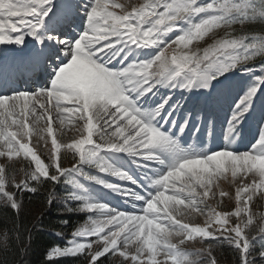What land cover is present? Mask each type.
<instances>
[{
    "label": "snow or ice",
    "instance_id": "6c2138e0",
    "mask_svg": "<svg viewBox=\"0 0 264 264\" xmlns=\"http://www.w3.org/2000/svg\"><path fill=\"white\" fill-rule=\"evenodd\" d=\"M49 3L50 0H0V44L19 45L24 43L25 35L35 37L43 47L31 54L28 63L31 71L53 56L61 61L53 68L54 78L49 86L32 92L0 94V157L11 158L22 153L25 158H31L30 163L34 162V167L19 182L14 177L10 179L6 168L0 167V198L5 206L19 215L23 210L20 197L38 192L33 185L52 186L45 194L46 206H51L57 198L54 185L62 177L73 183L68 174L80 171L85 161L94 163L101 173L144 184L108 161L94 160L99 150L127 153L136 158L137 164L141 161L164 164L162 154L168 152L175 155L176 163L150 181L159 188L148 194L140 212L111 210L106 204L90 202L76 192L66 193L65 211L108 210L102 215L103 220L90 216L85 225L72 232L73 239L65 246L53 245L46 260L75 255L83 256V264H104L109 257L117 256L122 258L121 264H197L190 259L193 253L182 247L195 241L207 245L194 253L206 258L207 264H217L213 252L223 244L236 252V264H257V257L264 264V248L253 250V241L264 238V228L258 236L247 232L253 222L248 204L259 189H264V121L256 143L243 152L225 146L202 156L188 155L170 135L173 128L178 129L177 135L184 133L193 119L199 121L204 117L205 108L219 103L240 87L231 78L233 70L251 73L252 78L235 100L225 132H234L251 111L264 106V35L227 31L237 23H264V0H208L207 3L144 0L139 6L119 0H92L85 8L86 26L71 41L57 28L71 16L72 0H66L63 10L52 16L48 15ZM197 16L199 20L189 21L186 31L173 35L174 39H163L180 27L178 21ZM44 17H48L47 22ZM45 24L47 30L40 31ZM218 30H224V36L219 39ZM201 41L207 46L201 47ZM133 45L163 47L150 60L128 62L126 53ZM170 50L173 54L169 58ZM180 77L183 79L178 81L179 87L186 92L193 88L205 90L199 93L196 109L185 107L187 97L183 92L175 99L169 93L159 103L153 102V108L141 106L150 99L149 93L156 94L153 91L156 85L175 88L176 83L172 82ZM66 116L80 125L75 129L79 139L73 138L72 143L64 145L65 152L72 154L71 167L63 166L55 136L45 164L25 138L33 132L39 135L44 129L52 134L54 120L63 125ZM165 125H168L166 131ZM229 172L233 180L241 174L240 186L236 188L237 207L234 211H216L206 198L210 193L216 195L212 191L214 181ZM86 178L114 191L120 190L103 177ZM132 195L145 199L138 192ZM219 195L224 197L226 193L221 191ZM72 200L82 203L73 209L69 206ZM193 214L205 217L203 224L182 222L184 216ZM25 231L27 243L18 237L22 245L19 251L23 254L31 243L33 229ZM57 234L62 235L63 229ZM253 252H257V257H253Z\"/></svg>",
    "mask_w": 264,
    "mask_h": 264
},
{
    "label": "rangeland",
    "instance_id": "374dc122",
    "mask_svg": "<svg viewBox=\"0 0 264 264\" xmlns=\"http://www.w3.org/2000/svg\"><path fill=\"white\" fill-rule=\"evenodd\" d=\"M119 2L128 4V5L139 6L141 3L144 2V0H119ZM207 2H208V0H201V3H207ZM129 10H131V9L129 8ZM117 11H119V10H117ZM198 20H199V16L195 17V20H193V22L198 21ZM252 22H255V21H252ZM247 23H249V22H247ZM247 23H245L243 25L238 24V23L231 25L227 29V31L230 33H236L238 35H241V29ZM182 31H186V29H180V30L175 31V32H170V33L166 34L163 38L165 41H167L173 35L181 34ZM218 32H219V35L216 37L217 39L224 36V30H218ZM253 35H259V34H253ZM34 38L35 37H33L31 35H25L24 36V43H22L20 45H23L25 47H29L31 45V41ZM172 38L174 39V37H172ZM208 42L210 43L211 41H208ZM200 46L206 47L207 45L204 43V41H201ZM160 47H163V45H161ZM160 47L154 46V48H158V50L154 54L152 53V55L147 50H143V52H142L143 57H141L140 60H150V59L154 58L156 55L159 54ZM167 54L170 58V56L173 53L170 50V51H168ZM257 59H259V57H257ZM231 78H233V81H236L238 83V85H240V87H238L234 91L233 103L228 102V104H227V106L230 107V111H231V108H232L235 100L242 93L243 85L245 83H247L252 77H251V73H245V72H241L239 70H233V72L231 73ZM182 79H183V77H180V78H177V81L172 82V83H176V86H177L176 88H179V90H178V92H171V94L173 95V98L175 99V98H179V95L183 92L187 97L185 103L187 105L191 106L193 103H195V101H194L195 97L189 98V96H191V93L186 92L184 89L179 87L178 81H180ZM168 88L170 89L169 86H168ZM38 89L39 88H36L35 90H38ZM193 90H197V89L193 88L191 91H193ZM204 91L205 90L201 88V92L203 93ZM10 94H12V93H9V95ZM64 103L69 104V105L71 104V102H64ZM253 114H254V116H258L260 122L264 121V106H257L255 108V110L253 111ZM230 115H231V113H230ZM94 123H95V121H94ZM240 125L243 126V122H241ZM40 127L41 128L44 127V121L43 120L40 121ZM52 127H53V133L52 134L49 135L46 132V129H44V131L39 133V135L36 132H33L31 137L25 138V141L29 144V147H31L33 149V152L37 156L39 154L38 150L41 147L44 149L46 154L49 155V152L51 149V139L53 136H55L57 139V143L60 145L61 162H62L63 166L64 167H71L70 162L72 161V154L70 151L67 153L65 152L64 145L72 143L73 138L79 139V134L75 129L80 127V125H78L75 120L71 119L70 116H66L63 125H59V122L54 120ZM166 127H167V125L164 126L165 131H166ZM201 127H204V122H203ZM172 130L177 132L178 129L173 128ZM236 132H237V130H235L232 133H226L225 132V136H224L225 140L221 139L220 143L218 145L214 146L213 149L209 148V146L207 148V146H204L203 144L201 145L196 140V136H194L192 139L193 147L191 149H188L185 146H181L178 142H177V144L179 145L180 149H182L188 155H201V156L206 155V154L210 153L211 151H215L219 148H223L225 146L230 147V149L232 151H236V152H243V151H247V150L251 149L252 145L249 142L246 143L244 148L240 147V149H239V147L236 146L235 139H234ZM259 133L260 132H256L255 137H258ZM243 140L248 141V138L244 137ZM116 152L117 151H114V150L113 151L99 150L98 155H97V157L94 158V160L108 161L115 168L125 171V166L120 165L119 160H118L119 154H116ZM120 153L123 154L124 152H120ZM124 154H126L129 158L133 157L127 153H124ZM162 155L164 157L165 163L164 164H158V166L159 167L164 166L165 170L160 172V174L157 175L156 179L160 175L165 174L168 171L169 167L176 163V157L173 153L164 152ZM28 158L31 159L30 157H28ZM41 160L45 163V160L43 158ZM31 163H32V166L34 167V162H31ZM0 167L6 168L8 177L10 179L14 177L16 182H19L20 180L24 179L25 173L28 170L27 165L25 164V158H24L22 153L20 156H13L11 158L0 157ZM149 167H150L151 171L156 169L154 166H149ZM240 175L241 174L238 173L237 179L233 180V178L231 177V174L229 172L227 174V176L221 177L219 180L214 181L212 191L215 192L216 195L212 196L210 193L209 197L206 198L207 203L209 204L210 207L214 208L216 211H234L235 210V208L237 207L236 188L238 186H240V180H239ZM87 176H100V177H103V179L106 180L108 183L118 186L120 189L119 190L120 193H122V194L125 192L128 193V195H125V197L128 198V200H130V201H126L130 205L124 206V205L118 203V201H116V199H118L117 197L119 195H121L119 192L114 191L112 188L106 187L102 184L96 183L95 181L89 180L86 178ZM117 178H118L117 176H115L111 173H101L94 166V163L85 161L80 165V171L73 170L71 173L68 174V179H71L73 181V183H67V186L70 188L71 192H76L78 194L83 195L90 202H100V203L106 204L108 206V209L117 210V211H125V212H127V211L140 212L143 209V207H145L146 200H144L141 203L139 201H137L139 199H136V197L134 195H132V193L136 192V191L131 189L127 185H124V182L126 179H122L119 177L120 180L117 181ZM126 181H129V180H126ZM158 188H159V186L157 185V187L152 188L150 191L144 189L143 192L145 193V195H148L149 193H154L156 190H158ZM221 191L226 193V195L224 197H220L219 193ZM167 194H171V193H167ZM2 200L3 199L0 198V201H2ZM248 208L251 211L253 222L251 225H249L247 230H248V232L249 231L252 232L251 233L252 236H258L257 233L259 232V230L261 228H264V189H259L257 194L252 197L251 201L248 204ZM108 209L97 210L95 213H90L88 211H85V213L87 212V220L89 219L90 216H96L100 220L105 219V217H103L102 215L106 214ZM204 219H205V217H203V216H198V215L193 214L191 216H187V215L184 216L182 222L203 224ZM233 219H235V218H233ZM260 219L262 221V224H258V220H260ZM81 226H83V225H81ZM72 239H73V236L70 240H72ZM70 240H68V242ZM82 242H86V241L82 240ZM224 245L227 248L226 250H228L229 252H234V250L230 246H228L227 244H224ZM182 247L184 249H186L188 252L193 253V255L190 256V259L197 261V264H207L206 258L194 254L196 252V250L207 247L206 244H201L199 242L192 241V242H186V244L182 245ZM220 250H221V247L217 246L213 252V255L216 257L217 264H236V256H237L236 252H235V255H232V257H229V259L222 258L220 260L218 258L220 256V253H219ZM253 250L256 251L254 246H253ZM257 252H253V257H257V255H258ZM111 257H112V259L118 258L117 256H111ZM120 259H122V258H120ZM158 259L163 260V257L159 256ZM259 259L260 258L257 257V264H261Z\"/></svg>",
    "mask_w": 264,
    "mask_h": 264
},
{
    "label": "trees",
    "instance_id": "16d2710c",
    "mask_svg": "<svg viewBox=\"0 0 264 264\" xmlns=\"http://www.w3.org/2000/svg\"><path fill=\"white\" fill-rule=\"evenodd\" d=\"M246 29L264 33V23L250 24ZM33 186L38 188V192H28L20 197L23 201V210L19 215L15 210L6 207L5 203H0V264H83V258L80 257L46 260V250L53 245L61 244L58 238L49 233V230L63 229L69 233L84 221L85 216L59 210L53 204L47 207L45 194L49 185L47 188ZM61 221H67V224H61ZM25 229H33V231L28 250L23 254L19 249L22 247L20 239L25 243L28 242V232ZM219 253L221 258L229 259L226 250H220ZM104 264H121V261L108 258Z\"/></svg>",
    "mask_w": 264,
    "mask_h": 264
},
{
    "label": "bare ground",
    "instance_id": "6f19581e",
    "mask_svg": "<svg viewBox=\"0 0 264 264\" xmlns=\"http://www.w3.org/2000/svg\"><path fill=\"white\" fill-rule=\"evenodd\" d=\"M63 3V5H65V2L63 1L62 2ZM13 58V55H11V59ZM197 125H199V122H198V124Z\"/></svg>",
    "mask_w": 264,
    "mask_h": 264
}]
</instances>
